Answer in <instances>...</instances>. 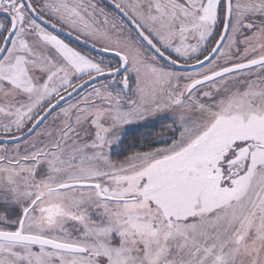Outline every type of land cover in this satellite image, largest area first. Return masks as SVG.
Masks as SVG:
<instances>
[{"label":"snow or ice","instance_id":"obj_1","mask_svg":"<svg viewBox=\"0 0 264 264\" xmlns=\"http://www.w3.org/2000/svg\"><path fill=\"white\" fill-rule=\"evenodd\" d=\"M0 264H264V0H0Z\"/></svg>","mask_w":264,"mask_h":264},{"label":"rangeland","instance_id":"obj_2","mask_svg":"<svg viewBox=\"0 0 264 264\" xmlns=\"http://www.w3.org/2000/svg\"><path fill=\"white\" fill-rule=\"evenodd\" d=\"M158 126V129H156L157 131H159L160 130V126L159 125H157Z\"/></svg>","mask_w":264,"mask_h":264},{"label":"trees","instance_id":"obj_3","mask_svg":"<svg viewBox=\"0 0 264 264\" xmlns=\"http://www.w3.org/2000/svg\"><path fill=\"white\" fill-rule=\"evenodd\" d=\"M156 129H158V126H157V128ZM140 131H145L144 129H141Z\"/></svg>","mask_w":264,"mask_h":264}]
</instances>
